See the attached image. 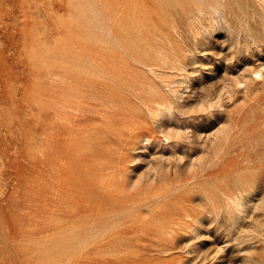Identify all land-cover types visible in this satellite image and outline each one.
<instances>
[{
    "label": "rangeland",
    "instance_id": "374dc122",
    "mask_svg": "<svg viewBox=\"0 0 264 264\" xmlns=\"http://www.w3.org/2000/svg\"><path fill=\"white\" fill-rule=\"evenodd\" d=\"M263 113V0H0V264H264Z\"/></svg>",
    "mask_w": 264,
    "mask_h": 264
},
{
    "label": "bare ground",
    "instance_id": "6f19581e",
    "mask_svg": "<svg viewBox=\"0 0 264 264\" xmlns=\"http://www.w3.org/2000/svg\"><path fill=\"white\" fill-rule=\"evenodd\" d=\"M263 1H264V0H263ZM212 2H213V1H212ZM210 6H211V5H210ZM212 7H213V6H212ZM210 8H211V7H210ZM192 9H193V8H192ZM197 9H198V8H197ZM198 10H199V9H198ZM191 11H192V10H191ZM192 12H193V11H192ZM194 12H195V11H194ZM174 52H175V51H174ZM183 52H184V51H183ZM181 55H182V54H181ZM181 55H180V56H181ZM152 56H153V55H152ZM160 56H161V55H160ZM165 57H166V56H165ZM183 57H184V54L182 55V58H183ZM170 58H171V57H170ZM151 59H153V57H151ZM167 59H168V56H167ZM176 59H177V58H176ZM178 59H179V57H178ZM171 60H172V59H171ZM171 60H170V61H171ZM173 60H174V59H173ZM171 62H172V61H171ZM175 62H176V61H175ZM180 62H181V61H180ZM172 63H173V62H172ZM176 63H177V62H176ZM142 64H143V63H142ZM145 65H146V64H145ZM164 65H165V64H164ZM169 65H170V64H169ZM167 66H168V65H167ZM170 66H171V65H170ZM151 67H152V66H151ZM172 67H173V66H172ZM175 67L178 68L177 66H175ZM156 68H157V67H156ZM173 68H174V67H173ZM261 75H262V74H261ZM222 78H223V77H222ZM223 79H224V78H223ZM223 79H222V80H223ZM224 80H225V79H224ZM227 82H228V81H227ZM221 83H222V82H221ZM224 83H226V82H224ZM224 83H222V84H224ZM238 84H240V83H238ZM220 85H221V84H220ZM219 87H220V86H219ZM216 88H217V87H216ZM217 89H218V88H217ZM214 90H215V89H214ZM221 90H222V89H221ZM217 91H219V89H218ZM217 91H216V92H217ZM216 92H214V94H215ZM219 92H220V91H219ZM219 92H218V93H219ZM151 93H152V92H151ZM154 93H155V92H154ZM205 93H207V92H205ZM157 94H158V93H157ZM207 94H208V93H207ZM155 95H156V94H155ZM162 95H163V94H162ZM219 95H220V94H219ZM150 96H151V94H150ZM158 96H159V95H158ZM208 97H210V96H208ZM150 98H151V97H150ZM169 98H170V97H169ZM154 99H155V98H154ZM154 99H153V100H154ZM151 100H152V99H150V101H151ZM158 101H159V100H158ZM144 102H145V101H144ZM160 102H161V101H160ZM210 102H211V101H210ZM210 102H209V103H210ZM156 103H157V102H156ZM158 103H159V102H158ZM158 103H157L156 105H158ZM161 103H162V102H161ZM207 103H208V102H207ZM145 104H147V103H145ZM165 104H166V103H165ZM172 104H173V103H172ZM203 105H204V104H203ZM210 105L212 106V104H209V106H210ZM256 105H257V104H256ZM162 106H163V105H162ZM162 106H161V107H162ZM168 106H169V105H168ZM201 106H202V105H201ZM171 107H172V106H171V101H170V108H171ZM203 107H205V106H203ZM203 107H202V109H203ZM158 108H160L159 105H158ZM167 108H168V107L166 106V109H165V110H167ZM170 108H169V110H170ZM179 108H180V107H179ZM195 108H196V107H194V109H195ZM207 108H208V106H207ZM207 108L205 107L206 110H207ZM261 108H262V107H261ZM161 109H162V108H161ZM173 109H174V108H173ZM253 109H254V108H253ZM255 109H256V108H255ZM149 110H150V109H149ZM157 110H158V109H157ZM159 110H160V109H159ZM162 110L164 111V109H162ZM192 110H193V109H192ZM198 110H201V109L198 108ZM203 110H204V109H203ZM170 111H171V110H170ZM160 112H162V111H160ZM167 112H168V111H167ZM173 112H174V111H173ZM173 112H171V113H173ZM194 112H195V111H194ZM253 112H254V111H253ZM157 113H158V111H157ZM251 113H252V112H251ZM259 113H260V112H259ZM159 114H161V113H159ZM164 114H165V113H164ZM256 114H257V113H256ZM263 114H264V113H263ZM172 115H173V114H172ZM155 116H156V115H155ZM159 116H160V115H159ZM159 116H158V117H159ZM261 116H262V114H261ZM161 117H162V116H161ZM161 117H160V118H161ZM255 117H256V116H255ZM250 118H251V117H250ZM256 119H257V117H256ZM253 121H254V120H253ZM245 122H246V121H245ZM249 124H250V123H249ZM262 125H263V124H262ZM197 126H198V125H197ZM263 126H264V125H263ZM242 127H243V126H242ZM226 130H227V129H226ZM226 130H224V131H226ZM231 130H232V128H231ZM257 130H258V128H257ZM226 133H227V132H226ZM176 134H178V133H176ZM259 134H261V133H259ZM262 135H263V134H262ZM174 136H175V135H174ZM239 136H240V135H239ZM249 136H250V135H249ZM220 137H221V136H220ZM234 137H235V136H234ZM180 138H181V137H180ZM184 138H185V137H184ZM247 138H248V136H247ZM224 139H225V137H224ZM226 139H227V138H226ZM244 139H245V138H244ZM244 139H243V140H244ZM218 140H219V139H218ZM222 140H223V139H222ZM228 141H229V140H228ZM230 141H231V140H230ZM251 141H252V140H250L249 142L251 143ZM217 142H218V141H217ZM224 142H225V141H224ZM231 142H232V141H231ZM222 143H223V142H222ZM226 143H227V142H226ZM240 143H242V142L240 141ZM240 143H239V144H240ZM255 144H256V143H255ZM220 145H221V144H220ZM234 145H235V144H234ZM240 145H241V144H240ZM216 146H217V145H216ZM229 146H231V145H229ZM225 147H226V146H225ZM216 148H218V147H216ZM246 148H247V147H246ZM214 149H215V148H214ZM219 149H220V148H219ZM253 149H254V148H253ZM230 151H231V150H230ZM213 152H214V151H213ZM248 152H249V151H248ZM248 152H247V153H248ZM258 152H259V151H258ZM210 153H211V152H210ZM224 153H225V152H224ZM213 154H214V153H213ZM217 154L219 155V150H218V153H217ZM259 154H260V153H259ZM211 155H212V153H211ZM213 156L215 157V156H217V155H213ZM223 156H224V155H223ZM243 158H244V157H243ZM256 158H257V157H256ZM215 159H216V158H215ZM225 159H226V158H225ZM238 159H239V158H238ZM241 159H242V158H241ZM241 159H239V160H241ZM254 160H256V159H254ZM219 161H220V160H219ZM206 162H207V161H206ZM222 163H223V162H222ZM222 163H221V164H222ZM256 163H257V162H256ZM258 163H259V161H258ZM260 163H261V162H260ZM248 164H249V163H248ZM242 165H243V164H242ZM250 165H251V163H250ZM218 166H219V165H218ZM208 167H209V166H208ZM194 168H195V167H194ZM213 170H214V169H213ZM234 170H235V169H234ZM261 170H262V169H261ZM238 171H239V170H238ZM191 172H192V171H191ZM230 172H231V171H230ZM201 173H202V172H201ZM204 173H205V172H204ZM190 174H191V173H190ZM228 175H229V174H228ZM224 176H225V175H224ZM196 177H197V176H196ZM219 177H220V176H219ZM191 178H192V177H191ZM228 180H229V178H228ZM230 182H231V181H230ZM217 186H220V185H217ZM251 186H253V185H251ZM228 189H229V188H228ZM230 189H231V188H230ZM251 189H252V188H251ZM222 190H225V187H224V189H222ZM247 190L249 191V189L245 188V191H246V192H247ZM242 191H243V190H242ZM245 191H243V192H245ZM224 192H225V191H224ZM235 192H236V191H235ZM249 192H250V191H249ZM249 192H248V193H249ZM226 193H228V192H226ZM238 193H239V192H238ZM230 194H231V193H230ZM241 194H244V193L240 192V195H241ZM245 196H248V194L245 195ZM249 196H250V195H249ZM217 197H218V195H217ZM221 197H223V196H221ZM225 197H227L228 199H230V198H229V194H228V196H225ZM236 197H237V198H241V197H239L238 195H237ZM206 198H207V196H206ZM208 198H209V197H208ZM227 198H226V199H227ZM237 198H236V199H237ZM210 199H211V198H210ZM210 199H209V200H210ZM218 199H219V198H218ZM222 199H223V198H222ZM212 200H213V199H212ZM230 200H231V199H230ZM230 200H229V201H230ZM232 200H233V198H232ZM232 200H231V201H232ZM234 200H235V198H234ZM242 200H243V198L241 199V201H242ZM206 201H207V200H206ZM229 201H227V202H229ZM238 201H240V199H237V201H235L234 203L237 204ZM241 201H240V204H241ZM210 203H212V201H210ZM230 203L233 204V202H229L228 204H230ZM236 204H234L236 207H234V205H232V206L234 207V210H239V209H236V208H238ZM226 205H227V203H226ZM224 206H225V205H224ZM224 206H223V207H224ZM238 206L240 207L239 203H238ZM241 206H242V204H241ZM212 207H213V206H212ZM219 207H220V206H219ZM230 207H231V206H230ZM230 207H229V209H230ZM229 209H228V210H229ZM214 210H215V209H214ZM232 210H233V208H232ZM230 211H231V210H230Z\"/></svg>",
    "mask_w": 264,
    "mask_h": 264
}]
</instances>
